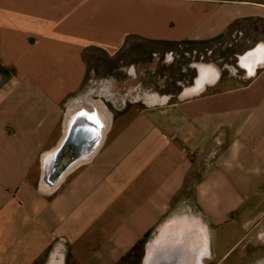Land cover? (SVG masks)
I'll list each match as a JSON object with an SVG mask.
<instances>
[{"label":"crops","instance_id":"1","mask_svg":"<svg viewBox=\"0 0 264 264\" xmlns=\"http://www.w3.org/2000/svg\"><path fill=\"white\" fill-rule=\"evenodd\" d=\"M189 45L212 48L159 58L163 93L136 64ZM124 62L166 99L111 113L52 186L70 104ZM143 242L153 264H264V0H0V264H120Z\"/></svg>","mask_w":264,"mask_h":264},{"label":"rangeland","instance_id":"2","mask_svg":"<svg viewBox=\"0 0 264 264\" xmlns=\"http://www.w3.org/2000/svg\"><path fill=\"white\" fill-rule=\"evenodd\" d=\"M156 48L159 50L157 51H154L156 50ZM194 48H197L198 49V52H206V49L207 48H212L211 45L209 46H184V47H178V46H171V47H154L153 49L150 48V51H149V55H147V60L145 61H141V62H138L136 63L137 65H141V64H149L152 63L154 60H156V67L154 69V73L151 74V80L152 82L155 84V89H159V86L160 85L161 87H165L166 88V84L168 83V80H165L164 82V75L161 71V67L159 66V64L161 63V61L158 59L159 58H163L164 56L163 55H166L170 52H179L180 54L184 55L186 52H193V49ZM140 52L141 51H144L145 48L141 49V47L139 48ZM168 50H170V52H167ZM153 52H155L154 54L155 55H159V57H153ZM159 52V53H158ZM145 54V52L143 53ZM193 56V55H192ZM164 59V58H163ZM190 58L188 56H184L182 57V64H187L189 62ZM147 62V63H146ZM91 65V63H89ZM126 65L125 62L123 64H121L119 66V68L117 69V72H113V73H110V74H107V75H102L100 73H90L89 74V77L87 79V83H86V89L84 91V93H82L80 96L90 92L91 90L95 91L94 94H92V98L95 99V100H100L101 102H103L108 110L114 114L116 112H119L123 109H125L126 107H128L129 105H139V106H143V102L142 101H139V102H135V103H131L129 102V100H126L125 103H123L120 98L123 94H125L129 88L133 87V85L131 84L130 86L128 85L127 86V80H129V76L127 75L126 71L124 70V68H126ZM128 66V65H127ZM162 73V74H161ZM113 80V81H112ZM109 82V85H110V90L112 93L115 94V98L117 99V102H113V100H107L106 96H101V95H98V88L101 87V82ZM124 82V83H123ZM113 83V84H112ZM129 83V82H128ZM115 85V86H114ZM166 85V86H165ZM161 88V89H163ZM138 91H144L146 90V88H144L143 86L140 88H137ZM160 89V90H161ZM162 92L164 91L161 90ZM120 103V104H119ZM118 106V107H117ZM180 238V237H179ZM177 238V239H174L173 243L176 244V242L178 241H183V243L185 242L184 240V237H181L180 239ZM187 243H186V247H190V243L188 242V240H186ZM140 247L135 251L133 252L131 255H127V257H125L123 259V261H121L120 264H153V262L160 258V249H163V246L160 245V246H155L152 248V251H147L146 250V246H147V243H141L139 245ZM174 248V244H171L169 247ZM154 249V250H153ZM58 254V255H57ZM54 258L50 256V259H48V261L45 262V259L39 261L38 264H76L72 259L71 257L68 255V253L66 251H60L59 249L58 250H55L54 251ZM179 264H183L182 262L179 263Z\"/></svg>","mask_w":264,"mask_h":264},{"label":"water","instance_id":"3","mask_svg":"<svg viewBox=\"0 0 264 264\" xmlns=\"http://www.w3.org/2000/svg\"><path fill=\"white\" fill-rule=\"evenodd\" d=\"M82 113H74L66 138L46 158V163L52 164L58 170L57 178L52 182V186L56 185L63 175L80 160L89 158L100 145L103 137L102 125L89 115H82ZM73 137H77L74 142H72ZM162 264H175V262L167 261Z\"/></svg>","mask_w":264,"mask_h":264},{"label":"bare ground","instance_id":"4","mask_svg":"<svg viewBox=\"0 0 264 264\" xmlns=\"http://www.w3.org/2000/svg\"><path fill=\"white\" fill-rule=\"evenodd\" d=\"M168 56V55H167ZM169 61V60H168ZM138 63V62H137ZM147 63V62H146ZM150 63V62H149ZM172 63V62H171ZM132 64V63H131ZM127 66V65H126ZM134 66V65H133ZM129 68V67H128ZM162 74V73H161ZM169 74V73H168ZM113 81V80H112ZM124 83V82H123ZM113 84V83H112ZM115 86V85H114ZM165 88V87H164ZM163 88V89H164ZM161 89V90H163ZM98 95L101 96H106L107 100H113V102H117V99L115 98V94L111 92L110 90V85L109 82H103L101 84V87L98 88ZM95 91L91 90L90 92L78 97L75 101H73L70 105V113L68 115V122L66 124V127L68 128L71 119L74 115V113L77 112H83V113H87V115H89L90 117H92L93 119H95L98 123H100V125H102L103 127V133L106 132V130L108 129L110 122H111V117L112 114L111 112L108 110L107 106L101 102L100 100H95L92 98V94H94ZM161 92V91H160ZM163 93V92H162ZM149 95V96H158L160 94L156 93V92H152V91H148V90H144V91H138L137 87H131L128 89V91L123 94L120 98V100L125 103L126 100H129L131 102H138L139 98L142 95ZM161 98H163V102L166 99L165 96L160 95ZM120 104V103H119ZM118 107V106H117ZM185 222V221H184ZM188 222V221H187ZM186 223V222H185ZM190 223V222H189ZM189 226V225H188ZM189 228V227H188ZM165 232V231H164ZM164 234V233H163ZM168 234V233H167ZM202 235V234H200ZM201 238V237H200ZM200 242V241H199ZM58 255V254H57ZM54 258V256H53ZM194 262V261H193ZM52 264V263H51Z\"/></svg>","mask_w":264,"mask_h":264},{"label":"trees","instance_id":"5","mask_svg":"<svg viewBox=\"0 0 264 264\" xmlns=\"http://www.w3.org/2000/svg\"><path fill=\"white\" fill-rule=\"evenodd\" d=\"M139 245H140V244H139ZM139 245H137V246L133 249V251H132L131 253L128 254V256L131 255L133 252H135V251L140 247Z\"/></svg>","mask_w":264,"mask_h":264},{"label":"built area","instance_id":"6","mask_svg":"<svg viewBox=\"0 0 264 264\" xmlns=\"http://www.w3.org/2000/svg\"><path fill=\"white\" fill-rule=\"evenodd\" d=\"M101 84H102V82H101ZM158 86H159V89H157V90L160 91V89L163 88V87H161L160 85H158ZM158 91H157V92H158ZM157 92H156V93H157ZM129 102H131V101H129Z\"/></svg>","mask_w":264,"mask_h":264},{"label":"snow or ice","instance_id":"7","mask_svg":"<svg viewBox=\"0 0 264 264\" xmlns=\"http://www.w3.org/2000/svg\"><path fill=\"white\" fill-rule=\"evenodd\" d=\"M82 115H87V113H82Z\"/></svg>","mask_w":264,"mask_h":264}]
</instances>
